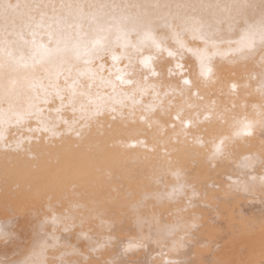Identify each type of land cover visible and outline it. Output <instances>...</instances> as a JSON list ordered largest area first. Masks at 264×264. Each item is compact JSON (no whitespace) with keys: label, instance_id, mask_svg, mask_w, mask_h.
I'll return each mask as SVG.
<instances>
[{"label":"bare ground","instance_id":"bare-ground-1","mask_svg":"<svg viewBox=\"0 0 264 264\" xmlns=\"http://www.w3.org/2000/svg\"><path fill=\"white\" fill-rule=\"evenodd\" d=\"M261 21L264 0H0V264H264Z\"/></svg>","mask_w":264,"mask_h":264},{"label":"snow or ice","instance_id":"snow-or-ice-1","mask_svg":"<svg viewBox=\"0 0 264 264\" xmlns=\"http://www.w3.org/2000/svg\"><path fill=\"white\" fill-rule=\"evenodd\" d=\"M102 31V29H101ZM127 35V34H125ZM145 36V41H150L153 45H155V40L151 36L150 32H146L144 34ZM256 33L252 32L250 33L248 37V47L243 51H247L248 53H251L253 51L252 45L257 43V40L255 39ZM259 44L262 48H264V21H261L260 27H259ZM92 49L94 50V54L101 52L104 50V44L100 39L95 40V42L92 44ZM162 51V50H161ZM53 54V49L51 48H45L43 45L40 46V48L37 50V57H39L40 61L42 62L44 59L49 58ZM169 56L172 55L171 52L168 53ZM115 59V58H114ZM34 63H36V57L33 58ZM144 66L147 68L149 66L150 61H144ZM211 68L205 67L202 62V67H201V76L204 78H209L211 75ZM153 75H155V72H153ZM123 82V81H122ZM183 83L185 85L189 84V81L184 80ZM260 91H264V82L261 84ZM19 119V118H18ZM207 119V118H206ZM187 127V125H185ZM252 130H253V125L248 122H240V125L238 127V130L235 132L236 137H247L252 135ZM225 144V141H220V145L216 146L214 149V154H223V145ZM242 167H247V163L242 162L241 164ZM178 175V174H177ZM175 191V189H174ZM55 219V218H54ZM6 233L0 231V235H5ZM130 243V248L127 250H131V247L133 246ZM61 264H64L63 261H61ZM171 264V262H169Z\"/></svg>","mask_w":264,"mask_h":264}]
</instances>
